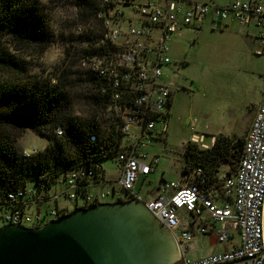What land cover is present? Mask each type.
I'll use <instances>...</instances> for the list:
<instances>
[{"label": "built area", "instance_id": "2783aa9c", "mask_svg": "<svg viewBox=\"0 0 264 264\" xmlns=\"http://www.w3.org/2000/svg\"><path fill=\"white\" fill-rule=\"evenodd\" d=\"M94 20H88L84 65L96 76L99 92L120 127L114 153L116 178L107 179L101 161L66 169L55 182L43 171L36 187L27 182L17 189L0 188V227L41 226L78 207L95 206L108 196L139 199L174 235L181 264H264V96L244 136L241 154L233 165L222 161L214 174L194 162H183L180 177L161 180L155 187L148 175L156 169L147 148L168 129V108L177 87L165 80L170 63L169 41L184 27L223 28L231 20L243 26L264 27V0H97ZM82 25L78 31H83ZM258 53L264 52V30L258 29ZM62 128V126L59 125ZM61 130L56 127L55 133ZM63 137V136H61ZM47 138V137H46ZM205 133L194 132L190 143L211 147ZM48 139V138H47ZM92 141L97 134H91ZM22 153V151H21ZM23 157H27L22 154ZM142 178L149 186L137 189ZM99 183H108L97 188ZM60 184V188L53 187ZM126 194V196H125ZM60 197L74 201L73 208ZM52 202L53 204H47ZM214 233L224 249L191 258L189 244L197 235Z\"/></svg>", "mask_w": 264, "mask_h": 264}, {"label": "rangeland", "instance_id": "374dc122", "mask_svg": "<svg viewBox=\"0 0 264 264\" xmlns=\"http://www.w3.org/2000/svg\"><path fill=\"white\" fill-rule=\"evenodd\" d=\"M36 1L48 12L50 37L43 45L38 42L15 45L10 35H4L2 45L19 60L25 61L26 70L17 73L0 69V85L18 78L31 80L37 74H47L63 65L71 66L74 72L87 67L83 59L76 56L86 45L82 38L78 42L79 35L87 30L79 8L72 0ZM79 25L84 27L83 31H78ZM258 29L264 30V27L243 26L231 20L223 28L214 29L205 22L201 27H184L172 35L169 41L172 61L163 65V72L165 80L177 89L168 108L166 135L154 138L146 149V160L150 161L154 154L158 156L156 169L148 175L153 183L150 187L155 188L161 178L168 182L178 180L184 162V148L194 132L205 133L204 141L208 144L211 135L215 134L231 138L245 136L264 96V52H257ZM66 48L74 56L66 55ZM71 78H76V73ZM30 129L40 132L34 127L21 131L15 138V145L17 140L26 147L48 143ZM101 163L107 177L118 176L114 158L106 157ZM27 184L35 188L36 180L30 179ZM148 186L141 178L137 189L145 191ZM53 187L59 189L60 184ZM112 200H115L113 196L105 199ZM59 202L70 208L74 206V201L64 197H60ZM225 245V242H215L214 250H221Z\"/></svg>", "mask_w": 264, "mask_h": 264}, {"label": "trees", "instance_id": "16d2710c", "mask_svg": "<svg viewBox=\"0 0 264 264\" xmlns=\"http://www.w3.org/2000/svg\"><path fill=\"white\" fill-rule=\"evenodd\" d=\"M72 3L79 8L83 22L94 20L97 0H72ZM49 26L48 12L36 0H0V69L17 73L26 70L25 61L2 45L4 35H10L15 45L25 42L43 45L50 37ZM89 37L88 33L80 34L78 42L82 38L86 43ZM85 54L86 45L76 56L83 59ZM66 55L74 56L69 48ZM74 73L76 78H71ZM108 107V98L99 92L96 76L84 66L74 72L71 66L63 65L47 74H37L31 80L18 78L2 83L0 188L17 189L28 180L38 178L43 171L53 183L72 166L114 158L121 134L116 117ZM59 125L64 130L63 137L53 134ZM31 127L46 136L51 146L41 154L23 157L15 138ZM94 133L97 139L92 141L90 136ZM243 142L244 137L223 134H215V142L209 148L201 149L187 142L184 161L200 164L207 173L214 174L222 161L236 163Z\"/></svg>", "mask_w": 264, "mask_h": 264}, {"label": "water", "instance_id": "95a60500", "mask_svg": "<svg viewBox=\"0 0 264 264\" xmlns=\"http://www.w3.org/2000/svg\"><path fill=\"white\" fill-rule=\"evenodd\" d=\"M178 261L174 235L135 198L78 207L41 226L10 223L0 227V264H179Z\"/></svg>", "mask_w": 264, "mask_h": 264}, {"label": "crops", "instance_id": "0c3cea01", "mask_svg": "<svg viewBox=\"0 0 264 264\" xmlns=\"http://www.w3.org/2000/svg\"><path fill=\"white\" fill-rule=\"evenodd\" d=\"M173 99H174V94L172 96L171 103L173 102ZM105 171H106V169H105ZM105 176H106L107 179L108 178L111 179L110 177H107L106 174H105ZM107 184L108 183H99L96 187L97 188H103V187H106ZM215 242H218V241H217V238H216L215 234L212 233V232L207 233V234L197 235L196 238L189 244V249H188L187 255L189 257H191V258H195V257H199V256H202V255H207L209 253H213V252H216V251H220V250H214ZM226 246L227 245H225V247Z\"/></svg>", "mask_w": 264, "mask_h": 264}, {"label": "clouds", "instance_id": "9594fccd", "mask_svg": "<svg viewBox=\"0 0 264 264\" xmlns=\"http://www.w3.org/2000/svg\"><path fill=\"white\" fill-rule=\"evenodd\" d=\"M21 79V78H19ZM22 80V79H21ZM61 131L59 133H53L59 137L63 136L64 135V130L63 128L57 126ZM33 133H36L37 135H39L42 139H46L48 140L45 136L41 135L40 132L36 131V130H33V129H30ZM16 146L20 149H22V154L27 156V157H32V156H35V155H38V154H41L43 152H46L49 147L51 146L50 144L48 143H45L44 145L42 146H36V147H31V146H24L23 144L20 143L19 140L16 141Z\"/></svg>", "mask_w": 264, "mask_h": 264}]
</instances>
